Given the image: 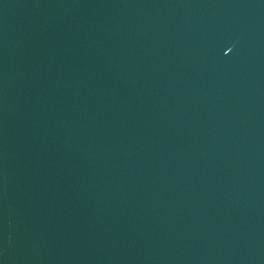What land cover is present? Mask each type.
Returning a JSON list of instances; mask_svg holds the SVG:
<instances>
[{"label": "water", "instance_id": "1", "mask_svg": "<svg viewBox=\"0 0 264 264\" xmlns=\"http://www.w3.org/2000/svg\"><path fill=\"white\" fill-rule=\"evenodd\" d=\"M0 264H264V0H0Z\"/></svg>", "mask_w": 264, "mask_h": 264}]
</instances>
